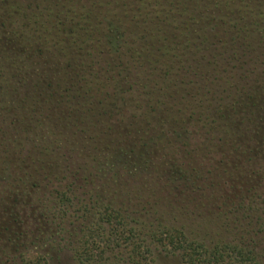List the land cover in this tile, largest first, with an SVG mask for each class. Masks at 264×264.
I'll return each mask as SVG.
<instances>
[{"label": "trees", "instance_id": "obj_1", "mask_svg": "<svg viewBox=\"0 0 264 264\" xmlns=\"http://www.w3.org/2000/svg\"><path fill=\"white\" fill-rule=\"evenodd\" d=\"M26 1L0 0V264H48L71 238L75 264H264V0H51L72 27L70 53L16 29L48 0ZM116 59L127 75L92 84L89 69ZM145 65L162 92L148 105L145 84L124 96ZM33 119L58 153L45 136L19 140ZM126 139L141 144L129 167ZM109 152L115 164L96 170ZM74 157L89 159L84 170L69 171ZM32 246L46 251L23 259Z\"/></svg>", "mask_w": 264, "mask_h": 264}, {"label": "rangeland", "instance_id": "obj_2", "mask_svg": "<svg viewBox=\"0 0 264 264\" xmlns=\"http://www.w3.org/2000/svg\"><path fill=\"white\" fill-rule=\"evenodd\" d=\"M14 1L16 4L20 5L21 7H24L23 5H27V3H28L26 0H14ZM52 2H51V0H48L47 2L42 4L41 7L44 9V11H43L44 15H39L37 12H34L31 8H27V10L25 12H23V18L22 19H20L18 21H16L17 20L16 18L13 19V21H15V22H13V25L16 26V29L18 28V24L20 21H22L21 22L22 24L26 25V27L29 29L27 32L28 39L31 40V42H32L31 44L33 45V48H38V45L36 42H39V40H41L44 44L43 39H38V38H41V36L43 35V37H45L46 39H48V40L51 39L53 41V43L59 44L58 47L61 49L60 51H62L64 53L65 52L70 53V51H69V49H67V47L71 43H67L66 41H64V38H66L67 33L65 35L64 34L62 35L61 32L63 30H65V28L67 30H70V29L72 30V27L68 25L69 22H67V20L64 18L66 16L65 13L61 14V12L59 10H57L56 7H54V5H52ZM86 7H89V5H86ZM34 13L38 14V15H35ZM67 30H66V32H67ZM58 31H59V37L60 38H56V34H58ZM110 38H112V37H110ZM120 41H121V43L123 42L121 44V46L123 47V50L121 51L122 53H124L126 49H128V50H129V48L131 49L130 46H132V45H130V41L128 42V44H127V42H125V38H123V39L121 38ZM136 41L137 42L135 43L134 46L136 48H138L139 50H141L140 47L142 44L140 43V41H138V40H136ZM44 46L41 45V47H44ZM46 47L48 48V46H46ZM57 58L59 61H61V62L63 61V59H60L61 57H57ZM44 61H45V59L43 60V62ZM54 61L55 60H52V61L47 60L48 64L44 65V67H49L52 70L55 69V67L53 65ZM49 62H51V63H49ZM109 63H103L102 62L101 65H97L93 70L89 69V74H90L89 79L91 80L92 84L98 82V79L100 78L99 74H101V72L104 75V78H110L111 76H114V78L119 79L117 76L119 73L124 74V76L127 75V71L125 68L126 67L125 66L126 65L125 60L122 59L120 61V60L116 59L115 62H112L110 64ZM115 63H116V67L111 65V64H115ZM75 67H77L76 64L72 62L71 67L63 70V73L61 72V70H59L60 71V75L58 77L59 79H56V81H53L54 87H55V84L58 85V87L56 86L57 89L61 88L63 86L64 83H62V82H64V79L61 81L62 77H64L63 75H65L66 78L68 77L69 79H71V77L74 74V73H72L73 72L72 68H75ZM148 68L149 67L146 65L139 68V71H138V74H137L136 80H135L137 82V84L134 85V88L131 91H129L126 95H124V96H131L132 97V96L138 95V93L141 94V87L140 86L142 84H145L146 85L145 92L147 91L150 94L148 96H144V98H145V99H143L144 105H146V104L148 105L150 103L153 104V102H156L158 99H161L160 94L162 93V92L158 91V89H159L158 86H161V82L153 76V74H152L153 72H151V70ZM105 70H107L109 72L106 73ZM110 70H112V73H110ZM38 71H40V69H38ZM53 75H54V73H50L49 79H46L43 76L42 81L43 82L45 81L46 83L48 82V80L52 81L53 79L51 80L50 78ZM134 75H135V71H134ZM43 82H42V84H43ZM118 83L121 84V82H119V81H118ZM158 83L160 85H158ZM108 84H109V86L106 88V92L110 91L112 93V91H113L112 86L115 84V81L114 82L109 81ZM120 86H121L122 90L124 89L127 91L128 87L125 85V82L123 84H121ZM60 90L61 89H58V91H60ZM142 92H144V91H142ZM152 92H154V95L151 94ZM48 93H50V92L44 91L43 94H39L40 96H34L33 95L34 98H32V100L34 103H36V107H40L41 105H43V100L44 99L46 100L48 98V95H49ZM74 93L75 92L73 91V92L69 93V95H73ZM54 95H55V97H57V94H54ZM115 95L118 97V99H120L123 96V94H121V93H117ZM115 95H113V97ZM30 102H31V97H30ZM3 103H6V102H3ZM161 108H163V106ZM35 119H33L31 121L33 123H30L31 127H34V126H32V124L35 125V128L32 131L33 135H30L31 132L29 133V131H27V132L20 135L19 140H24V144H26L28 146V145H30V141L32 144L44 143V142H41L42 141L41 137L45 136V139L47 141V142H45V144H46L45 146H48L49 148H55V153H58L60 151V149L63 148V146L58 145L57 143H54L53 142L54 137H52L49 133L50 129L47 131V133H45L44 132L45 128L41 127V126H43V123L39 124L38 122L34 121ZM26 120H28V118H26ZM41 121H43V120H41ZM50 132H52V129L50 130ZM51 140H52V142H51ZM119 140L122 141L123 139H119ZM126 140L127 141L124 144H128L129 148H126V150H124L126 152L125 155H122L119 157L118 156L119 153H116V154H113L112 152L106 153V156L104 158H102L99 163L95 162L96 164L94 165V168L96 170L99 169V170H104V171L106 170V172L109 171V169L112 168L111 164H113V165L115 164V161L113 160L114 157H113V159L111 158V156H114V155H117L119 159L121 158V160L125 163L124 165L126 167L127 166L128 167L133 166L134 161L136 160V156L139 154V149H137V148L140 147L141 144H140V141H137L135 139L134 140L133 139H126ZM60 143H61V141H60ZM65 148H67V146ZM69 149H70V147H69ZM130 149L134 150L133 153L130 151ZM73 161L71 162L72 165H71V168L69 171L80 169V166L84 170L85 167L82 166V164L84 161H89V159L81 160L79 158L78 159L75 158V160H73ZM2 172H3V168H1L0 176L2 175ZM0 182L3 183L1 178H0ZM61 184H64V182H62ZM76 184L78 185L80 183L76 182ZM135 184H137V183H135ZM77 191H78V193H80V192L82 193L84 191V189L81 188V189H78ZM82 197H85V196H82ZM18 214H19L18 216H20L21 220H23L24 222H26V221L28 222V218L26 217L25 211L23 213H18ZM74 220L76 221L75 222L76 224L82 222V220L80 218L78 220H76V219H74ZM30 228H31V230H34V227L32 224H31ZM68 236H71V235H68ZM73 240H74V238H71L70 241H68L69 243L64 244V247L61 250L60 254H58L56 252H50L49 253V251H48V258H49L48 264H75L74 263L75 261L73 258L76 257L75 256L76 252H75V250L73 251L72 249H73V247H76V243H71ZM44 248H45L44 246L43 247H38V246L30 247L29 249L24 251L23 259L32 258V257H35L39 253H43L44 251H46V250H44ZM49 256L50 257L52 256V257L50 258ZM3 264H12V262L7 261ZM156 264H184V263L177 256H162L158 259Z\"/></svg>", "mask_w": 264, "mask_h": 264}]
</instances>
